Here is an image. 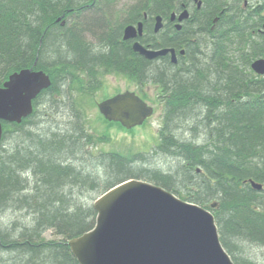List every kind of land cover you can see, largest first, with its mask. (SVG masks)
I'll use <instances>...</instances> for the list:
<instances>
[{"label": "trees", "instance_id": "trees-1", "mask_svg": "<svg viewBox=\"0 0 264 264\" xmlns=\"http://www.w3.org/2000/svg\"><path fill=\"white\" fill-rule=\"evenodd\" d=\"M113 3L0 0V87L27 68L52 81L31 116L3 123L0 215H15L0 218V264H79L68 241L94 229L92 198L131 179L211 210L233 261L261 264L244 255L243 244L264 249V190L249 183L264 184V79L251 69L264 58V38L255 37L256 27L238 10L241 21L230 20L217 38L197 35L208 24L203 16L164 39L152 23L158 15L169 20L176 0H135L121 10ZM139 22L143 45L185 48L178 65L147 60L123 40L124 28ZM187 34L189 40L176 39ZM109 74L161 89L164 120L153 151L177 161L175 170L147 166L144 152L114 150L94 158L90 146L101 138L80 125L86 121L81 100L102 88ZM74 93L81 104L71 100ZM61 104L72 127L47 129L36 122L39 110ZM47 232L57 238H46Z\"/></svg>", "mask_w": 264, "mask_h": 264}, {"label": "water", "instance_id": "water-1", "mask_svg": "<svg viewBox=\"0 0 264 264\" xmlns=\"http://www.w3.org/2000/svg\"><path fill=\"white\" fill-rule=\"evenodd\" d=\"M172 13L170 19L176 18ZM189 17L183 11L181 22ZM163 27V17L155 18V33ZM144 23L128 25L124 41H134L133 51L147 60L171 55L177 62L175 49L154 50L145 47L140 38ZM184 54V51L181 52ZM252 70L264 76V58L255 60ZM50 76L34 68L12 74L0 87V143L3 123L21 124L32 115L33 101L51 86ZM100 114L108 122L127 130L142 126L154 115V108L136 92L125 91L98 103ZM257 191L264 185L253 180ZM97 212L93 230L68 241L79 264H235L222 245L211 210L184 201L161 186L144 180H128L99 196L93 203ZM212 209L218 203L210 205Z\"/></svg>", "mask_w": 264, "mask_h": 264}, {"label": "rangeland", "instance_id": "rangeland-1", "mask_svg": "<svg viewBox=\"0 0 264 264\" xmlns=\"http://www.w3.org/2000/svg\"><path fill=\"white\" fill-rule=\"evenodd\" d=\"M134 1L135 0H113V6L115 9L121 10L133 5ZM125 91L138 93L155 110L154 115L142 126L131 130H127L118 123L106 121L98 109V103ZM73 98L74 99L71 100L75 101V104L80 103V101L77 102L78 97H76L75 93ZM81 101L84 108L83 115H85L86 121L84 124V122H82L83 119H81L80 125L82 126L83 123L87 133L93 134L95 138H101L100 141H94L95 144H93L92 147L90 146V151L93 156H95L94 158H96V155L100 152L114 150L123 154L144 152L145 155L149 157V163L147 166L164 170L176 169L175 165L177 164V161L167 158L165 155L156 156L153 151L156 144L159 143V130L161 129L164 120V102L161 98V89L157 86L150 84L140 88L136 82L128 79L124 75L109 74L104 78L102 88L95 92L85 93ZM63 105L64 104H61L50 110L44 108L39 110L37 112L38 114L36 113L37 116H35L36 122L39 121L42 124L44 123L45 125L43 126L47 129H50L51 127L64 129V127L71 125L70 122L72 121L69 118V114L66 115V112L64 111L66 107ZM69 105L70 104L67 103L68 107ZM70 109L69 111H71ZM71 115L73 116V114ZM102 138H104V140H102ZM98 196L99 194L92 198L93 203ZM14 213V210H8L6 211V214H1L0 218L3 217L1 220L6 222L5 218L10 219ZM19 216L21 222L27 223L21 214ZM15 218H17V216H15ZM45 236L46 238H57L51 232H47ZM243 247L245 256L264 264V249L246 243L243 244Z\"/></svg>", "mask_w": 264, "mask_h": 264}, {"label": "flooded vegetation", "instance_id": "flooded-vegetation-1", "mask_svg": "<svg viewBox=\"0 0 264 264\" xmlns=\"http://www.w3.org/2000/svg\"><path fill=\"white\" fill-rule=\"evenodd\" d=\"M175 4H176V8L174 12L176 13L177 16L174 21L170 19L171 16L169 17V20H166L162 16L163 27L158 33H155L154 31L155 20L152 23L153 32L157 35L162 34V37H164V39L168 37L169 39H171L170 37L172 34H174L175 31L181 32L185 29H188V27L191 26L192 23L194 22V18H200L203 16H208V24L205 27L198 28L197 35L200 38H217V36H221L220 34L223 26L225 24H228L230 20L231 21L236 20V22L241 21V19H239L238 16V10L239 12H242L243 17H246L245 21L247 22V24L249 23L252 26L256 27V29L253 31V33H256L255 37L264 38V0H176ZM183 11H187L189 17L181 22V29L177 30L176 25L179 23L178 17ZM145 18H148V16L145 15ZM144 34H145V26H144ZM176 39L189 40L190 35L187 34L186 38H176ZM133 42L134 41H132V44ZM147 47L151 48V46L149 45H147ZM170 48H174V47H170ZM159 49H164V48H159ZM159 49H154V50H159ZM174 49L176 51V56H177L176 63L172 62V58L170 54L150 61L159 63L166 60L173 65H178L179 62L181 61V58L185 57L186 50L185 48L179 51H177L176 48ZM182 51H184V54H181ZM261 77L264 79V76ZM198 172L201 173V171Z\"/></svg>", "mask_w": 264, "mask_h": 264}, {"label": "bare ground", "instance_id": "bare-ground-1", "mask_svg": "<svg viewBox=\"0 0 264 264\" xmlns=\"http://www.w3.org/2000/svg\"><path fill=\"white\" fill-rule=\"evenodd\" d=\"M168 48H170V47H168ZM164 49H166V48H164ZM172 49H174V48H172ZM37 64V62L35 63V65ZM34 65V66H35ZM143 99V98H142ZM144 100V99H143ZM145 101V100H144ZM218 226V225H217ZM219 237H220V234H219ZM221 241V240H220ZM222 243V242H221ZM223 245V244H222ZM228 252V251H227ZM230 255V254H229ZM232 258V257H231ZM233 260V259H232ZM236 264V263H235Z\"/></svg>", "mask_w": 264, "mask_h": 264}]
</instances>
